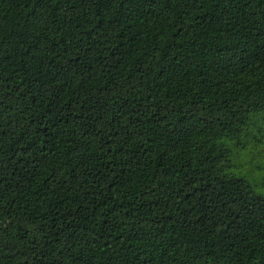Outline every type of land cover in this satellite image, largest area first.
<instances>
[{"label": "trees", "instance_id": "obj_1", "mask_svg": "<svg viewBox=\"0 0 264 264\" xmlns=\"http://www.w3.org/2000/svg\"><path fill=\"white\" fill-rule=\"evenodd\" d=\"M262 125L264 0H0V264H264Z\"/></svg>", "mask_w": 264, "mask_h": 264}, {"label": "rangeland", "instance_id": "obj_2", "mask_svg": "<svg viewBox=\"0 0 264 264\" xmlns=\"http://www.w3.org/2000/svg\"><path fill=\"white\" fill-rule=\"evenodd\" d=\"M244 143V148L237 151L233 160L236 167L233 172L245 178L255 192L264 195V131L252 128Z\"/></svg>", "mask_w": 264, "mask_h": 264}]
</instances>
